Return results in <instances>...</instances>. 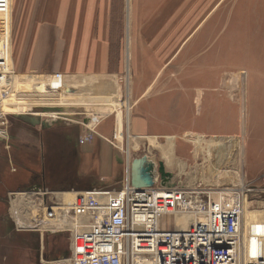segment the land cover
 <instances>
[{
    "label": "rangeland",
    "instance_id": "obj_1",
    "mask_svg": "<svg viewBox=\"0 0 264 264\" xmlns=\"http://www.w3.org/2000/svg\"><path fill=\"white\" fill-rule=\"evenodd\" d=\"M204 1L211 9L208 28L182 30L184 42L171 46L165 58L155 62L151 57L159 46H150L146 54L150 60L145 59L144 65L139 61L133 67L132 49L127 41L130 24H134L135 8L129 0V12L127 15L126 9L125 24L122 22L119 32L122 41L112 46L110 68L108 74L103 75L114 78L115 88L97 80L95 84L87 81L89 77L103 76L69 74L48 67L20 73L14 68L10 43L12 70L5 75L10 84L0 86L4 97L12 85L16 87L18 80L21 82L19 77L25 75L48 80L54 87V95L72 94L64 105L66 108L49 110L56 114L43 111L44 106L38 105L43 102L33 92L30 98H22L20 102L29 108L24 113L40 112L42 120L57 121L51 130L45 128L48 130L38 139L42 141L39 146L45 156L35 167L45 169L47 179L42 185L46 194L42 198L38 195L41 189L36 192V189L25 190L26 187L13 190L34 193L30 195L36 209H31L33 215L43 210L39 208L42 199H55L52 192L74 191L70 186L77 182L84 184L82 181L91 180L96 182L92 185L96 189L118 190L126 179L128 160L130 170L134 158H145V162L151 161L157 168L158 163L163 162L175 184L209 187L244 184L251 191L245 201V230L264 234V0ZM9 16L8 24L1 28V31L6 28L7 35L11 27V5ZM202 17L200 12L198 24ZM170 31L167 30V35ZM140 69H144V77ZM132 77L139 92L131 91ZM14 93L18 95L19 89ZM102 95L108 96L110 106L94 105L95 101L102 103L99 102ZM62 99L66 98L62 96ZM3 108L0 102V110ZM133 110L148 117L151 125L148 132L133 133L127 115L129 111L131 118ZM143 110L145 113H141ZM12 112L0 117V131H3L4 121L9 122L16 116ZM174 113V117L169 115ZM89 117L96 119L93 126L87 128L84 123ZM8 130V135L0 136V155L9 150L5 142L13 132L20 136L18 144L23 150L28 143L36 144V136H28L13 126ZM128 133L135 138L148 134V138L133 139ZM86 135L90 139L81 140V136ZM149 135H158V140ZM165 136L172 139L168 141ZM97 140L107 146L96 143ZM6 166L0 160V178ZM6 175L10 179L7 185L19 178L17 174ZM87 188L90 187L78 192L92 190ZM12 192L1 199L6 214L0 213V264H67L61 260L68 255L69 234L49 232L40 239L37 231L18 229L11 214ZM169 219L163 216V220ZM256 245L253 237L252 251Z\"/></svg>",
    "mask_w": 264,
    "mask_h": 264
},
{
    "label": "crops",
    "instance_id": "obj_2",
    "mask_svg": "<svg viewBox=\"0 0 264 264\" xmlns=\"http://www.w3.org/2000/svg\"><path fill=\"white\" fill-rule=\"evenodd\" d=\"M128 2L129 0H11L10 43H12L14 68L20 73H23L22 71L24 70H36L40 67H48L49 69H59L69 74H83L86 76H103L108 74L112 46L120 44L122 41L119 32L122 22L125 24L126 9L127 15L129 12L127 8ZM132 4L135 8L134 24L132 25V22L130 24L131 28L128 31L127 42L131 45L132 49L131 59L133 67H136L139 61L141 62L140 64L144 65L145 59L150 60L146 55L149 53L148 50L150 51V46H159L155 55L151 53L153 55L151 59L155 62L165 58V52L167 53L171 49V46H178L184 42L182 30L194 28L197 30L200 26H206L207 28L210 26L211 21H208V19L211 9L204 0H134V3L132 0ZM200 12L203 13L204 17H202L198 24L197 19ZM9 13V11L7 13H0V31L4 25L8 24ZM168 29L171 30L169 35H167ZM139 51L140 53L138 54ZM118 71L119 69H116V72ZM140 72H142V77H144V69H140ZM19 79H21V82L18 80L16 83L19 86L16 85L15 87V84L12 85L10 91L6 92L7 95L5 97L2 93L4 91L0 90L2 93L0 102L4 104L2 111H13L12 114L15 115L23 114L29 108L25 104L22 105L20 103L21 99L30 98L31 92L43 102L42 104L37 103L38 105L51 108L59 107L61 109L66 108L64 105H67L66 103L69 102L68 98L72 95L70 94L71 92L63 95L61 93L54 95V87L49 81L38 76L25 75L24 77H19ZM96 80L108 85V87H116L114 78L107 76L87 78L89 84H95ZM8 83L10 84V81L6 79L5 75L0 76V86L4 85L5 87ZM17 89H19L18 95L14 93ZM136 89L139 92V88L135 85V80L133 81L132 77L131 91L134 92ZM61 95L66 99H62ZM197 96H199L200 106L199 91ZM93 100L91 99V101ZM99 100L102 103L95 101L94 105L101 104L103 107L111 105V101L107 95H102ZM115 103L117 102L113 101V104ZM45 112L49 113V111ZM51 113L56 114L54 111ZM141 113H145V111L143 110ZM27 114L34 116L41 115L40 112L31 113L29 111H27ZM171 114L169 115L174 117L175 113ZM127 115L130 120V128L134 134L150 130L149 120L146 115H140L138 110H133L131 118L129 111ZM155 117H159L158 114H155ZM95 119V117H89L84 124L87 127L93 126ZM47 120L51 121L49 118ZM9 126L15 127V130H23V133L28 136H36L37 140H35L36 144L28 143L26 146H23V150L21 144H18L20 136L18 133L13 132L9 134V142H5L10 147L9 150H5L0 155V160L4 161V164H7V168L3 170L4 172L2 171L3 175L0 178V213L2 215L6 214L3 211L2 198H6L8 193L17 188L36 186L34 183L31 185H29L30 183L18 185L19 178H16L12 184L7 185L10 179L6 174L13 176L18 171L26 173L29 168L34 170L38 167H35L36 164L39 165L38 160L42 162L45 156V153H42L44 150L42 149L41 152L39 146L42 141L38 139H41L40 137L43 136V131L48 130L42 128L40 125H30L15 116L9 122L4 121L2 125L3 131H0V136L4 137L9 132ZM146 135L148 134L138 135L136 138L132 135V137L133 139L145 138L147 137ZM149 136H156L158 140V135ZM96 143L103 146L106 145L100 140H97ZM79 153L83 157L84 154ZM118 162H120L119 159ZM35 173H38V171H35ZM82 183L84 184L77 182L71 185V190L78 192L87 186L90 187L87 189L96 188V186L92 187L93 184H96L95 181H82ZM22 194L23 192H12L11 196L14 199L12 200L13 211L11 208V214L15 221L28 222L34 216L31 209L36 210L32 204L34 201L31 200L30 196L34 193H29L30 203H28L27 199L18 203L19 201L16 199V196L19 195L18 199H20ZM20 205H22V211L19 210L18 206ZM40 239L42 238L40 237Z\"/></svg>",
    "mask_w": 264,
    "mask_h": 264
},
{
    "label": "built area",
    "instance_id": "obj_3",
    "mask_svg": "<svg viewBox=\"0 0 264 264\" xmlns=\"http://www.w3.org/2000/svg\"><path fill=\"white\" fill-rule=\"evenodd\" d=\"M10 1L0 0V13L10 12ZM10 61V33L4 28L1 77L11 73ZM10 113L0 110V117ZM153 177L152 185L136 188L126 176L118 190L77 192L66 203L42 199L44 211L28 222L17 220L16 226L41 236L68 233L67 264H264V234L245 230L243 223L247 186H184L162 179L156 166ZM34 189H41L42 198L47 192ZM177 215L190 220L180 226Z\"/></svg>",
    "mask_w": 264,
    "mask_h": 264
},
{
    "label": "water",
    "instance_id": "obj_4",
    "mask_svg": "<svg viewBox=\"0 0 264 264\" xmlns=\"http://www.w3.org/2000/svg\"><path fill=\"white\" fill-rule=\"evenodd\" d=\"M43 111H49V110H60V108H51V107H42L41 108ZM16 116L18 118H20L22 121L30 124V125H40L42 128H49L52 125L57 124L56 120H51L48 121L46 119L42 120L39 115L34 116L32 114H27V113H23V114H16ZM145 158H134L130 164V182L132 184V186L136 187V188H141L144 186H150L152 185V180L153 178L151 177V174L153 176V170L155 165L153 164V162L151 161H147L149 163H151V165L149 164V166L146 164L147 162L144 161ZM147 167L149 169H147ZM158 171L162 177V179H167V177L170 176V173L165 171V167L163 162H159L158 163ZM148 170V171H147ZM36 188H43L44 185L42 184H36L35 186ZM32 186L26 187L25 190H31Z\"/></svg>",
    "mask_w": 264,
    "mask_h": 264
},
{
    "label": "bare ground",
    "instance_id": "obj_5",
    "mask_svg": "<svg viewBox=\"0 0 264 264\" xmlns=\"http://www.w3.org/2000/svg\"><path fill=\"white\" fill-rule=\"evenodd\" d=\"M196 103H197V107H199V96H197V99H196ZM91 127V126H89ZM132 137V136H131ZM146 139L148 137H145ZM168 138V137H167ZM166 139V138H165ZM172 138H168V141H170ZM128 163H129V160L127 162V177L129 178L130 177V170L128 169ZM149 169V168H147ZM151 177L154 178L151 174ZM171 177V176H170ZM242 184V183H241ZM53 193V196L58 199L59 201H61L62 203H66V202H70V201H73L74 197H75V192L74 191H63V192H52ZM40 194H42V192H40ZM19 195L16 196V199L19 201L18 203H21L22 200L24 199H27L28 200V203H30V196H29V193L28 192H23L22 194V197L20 199H18ZM61 203V204H62ZM28 206V205H27ZM30 206V205H29ZM19 207V210L22 211V205L18 206ZM245 210V209H244ZM172 219V217H170ZM84 217L81 219V222L84 221ZM175 219L177 220V222L179 223L180 226H183L185 225V223L187 221L190 220V217L189 216H184V215H177L175 216ZM62 222V221H61ZM72 222V221H71ZM40 237L42 238L41 234H40ZM61 261H64L66 262L65 260H61Z\"/></svg>",
    "mask_w": 264,
    "mask_h": 264
},
{
    "label": "flooded vegetation",
    "instance_id": "obj_6",
    "mask_svg": "<svg viewBox=\"0 0 264 264\" xmlns=\"http://www.w3.org/2000/svg\"><path fill=\"white\" fill-rule=\"evenodd\" d=\"M54 126V125H52ZM52 126H50L49 128H51ZM68 142V141H66ZM35 171H38V173H35ZM17 175L19 176V183H17L18 185H24V184H28L31 185L32 183L34 184H46V172L45 169H34L31 170L30 168L26 171V177L25 175L23 176L19 171L17 172ZM21 175V176H20ZM26 186V185H25Z\"/></svg>",
    "mask_w": 264,
    "mask_h": 264
}]
</instances>
